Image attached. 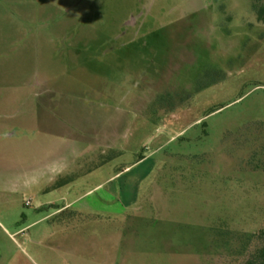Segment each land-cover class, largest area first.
<instances>
[{"label":"rangeland","instance_id":"rangeland-1","mask_svg":"<svg viewBox=\"0 0 264 264\" xmlns=\"http://www.w3.org/2000/svg\"><path fill=\"white\" fill-rule=\"evenodd\" d=\"M255 3L0 0V264H247Z\"/></svg>","mask_w":264,"mask_h":264},{"label":"trees","instance_id":"trees-1","mask_svg":"<svg viewBox=\"0 0 264 264\" xmlns=\"http://www.w3.org/2000/svg\"><path fill=\"white\" fill-rule=\"evenodd\" d=\"M260 22L264 23V6L253 5ZM252 242L256 244L254 251L249 255L247 264H264V226L252 236Z\"/></svg>","mask_w":264,"mask_h":264},{"label":"built area","instance_id":"built-area-1","mask_svg":"<svg viewBox=\"0 0 264 264\" xmlns=\"http://www.w3.org/2000/svg\"><path fill=\"white\" fill-rule=\"evenodd\" d=\"M26 205H30V202H27Z\"/></svg>","mask_w":264,"mask_h":264},{"label":"crops","instance_id":"crops-1","mask_svg":"<svg viewBox=\"0 0 264 264\" xmlns=\"http://www.w3.org/2000/svg\"><path fill=\"white\" fill-rule=\"evenodd\" d=\"M70 204H68L67 206H69Z\"/></svg>","mask_w":264,"mask_h":264}]
</instances>
